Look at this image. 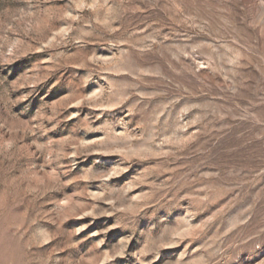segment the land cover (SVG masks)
<instances>
[{
    "label": "rangeland",
    "instance_id": "rangeland-1",
    "mask_svg": "<svg viewBox=\"0 0 264 264\" xmlns=\"http://www.w3.org/2000/svg\"><path fill=\"white\" fill-rule=\"evenodd\" d=\"M0 264H264V0H0Z\"/></svg>",
    "mask_w": 264,
    "mask_h": 264
}]
</instances>
